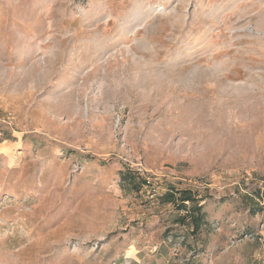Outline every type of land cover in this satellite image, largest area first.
Listing matches in <instances>:
<instances>
[{
	"label": "rangeland",
	"instance_id": "obj_1",
	"mask_svg": "<svg viewBox=\"0 0 264 264\" xmlns=\"http://www.w3.org/2000/svg\"><path fill=\"white\" fill-rule=\"evenodd\" d=\"M259 194L264 0H0V264H264Z\"/></svg>",
	"mask_w": 264,
	"mask_h": 264
},
{
	"label": "trees",
	"instance_id": "obj_2",
	"mask_svg": "<svg viewBox=\"0 0 264 264\" xmlns=\"http://www.w3.org/2000/svg\"><path fill=\"white\" fill-rule=\"evenodd\" d=\"M120 179L129 190L136 192L141 191L144 186H149L146 178L130 168L120 171ZM158 197L162 203L170 204L176 210L173 222L186 225L192 235H196L201 226L206 223V214L201 203L203 196L192 187H177L175 184L168 183L164 192ZM259 197L264 199L263 194ZM255 205L257 207L255 210L260 209L259 202Z\"/></svg>",
	"mask_w": 264,
	"mask_h": 264
}]
</instances>
